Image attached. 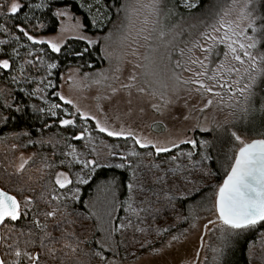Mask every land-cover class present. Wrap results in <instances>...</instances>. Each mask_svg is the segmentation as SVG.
I'll use <instances>...</instances> for the list:
<instances>
[{
  "label": "trees",
  "instance_id": "16d2710c",
  "mask_svg": "<svg viewBox=\"0 0 264 264\" xmlns=\"http://www.w3.org/2000/svg\"><path fill=\"white\" fill-rule=\"evenodd\" d=\"M23 6L18 15L13 16L10 13H4L0 16V24L9 28V32L0 30V40L6 43L0 45L4 48L8 55H0V59L9 58L13 67L10 70H0V116L3 119L0 122V187L10 194L16 195L18 199L23 196L33 197V207L27 217L15 222V231L19 235L20 247L30 252H40V264H101L98 257L90 255L92 249L98 247L95 240L101 234L98 229L97 222L93 218H85L81 213H95L94 205L98 198H102L104 193L98 191L103 187L104 183L115 178L117 184L113 187L115 195L116 208L113 213L114 218L122 219L124 208H121V202L128 200L129 191L127 185L131 182V173L127 168H118L119 159L114 157L113 152L107 141L100 143L101 147L108 146V155L104 157L100 148H93L92 154L97 158L99 167L94 171L92 179L81 187V194L74 207L64 199L61 188L54 183L53 175L58 170L70 171L71 164L67 160V155L56 149L57 141L42 138L39 141H47L28 145L25 150L35 149L37 158L28 163L22 172H17L13 167V157L16 155L17 149L11 148V142H16L17 134H25L26 136L38 137L39 135L58 132L61 136L62 145L68 150V139L73 137L80 129L63 127L54 124L57 117H52L46 111L52 103H62L56 96L52 95L53 91H57L62 74L71 67H77L82 72H89L100 69L105 64L103 52L100 45H89L84 40H69L63 47L61 52L53 53L46 45L34 44L26 38H20L17 44L15 37L19 36V31L13 27L15 23L22 22L26 29L32 35H47L57 31L59 22L54 13L57 8L69 7L71 12L82 18L85 31L88 34L103 33L107 31L108 24L105 27H98L92 24L93 20L99 25L105 21L106 16H110L113 9H110L108 0H18ZM260 6L261 15H264V0H257ZM177 0L172 5L180 15L194 16L203 12L210 0H199V5L195 10H185L180 8ZM35 5H46L43 7H35ZM83 5V7H82ZM3 11V10H0ZM16 48L20 53V57L13 56L10 51ZM27 48H33L34 52L41 57V60L34 61L33 57L27 55ZM44 48V52L40 49ZM36 49V50H35ZM85 49H88L85 52ZM83 52V56H77L76 53ZM28 58V59H24ZM24 60H31V65L25 64ZM24 64L23 73L15 69L16 65ZM56 62L58 67L48 69L49 63ZM15 77V81L12 79ZM52 81L55 88L47 90L44 83ZM43 89V99L41 94L32 95L37 87ZM264 98V79L261 80L259 86V97L257 107ZM7 104L8 107H4ZM19 109V110H18ZM45 109V111H42ZM259 118L238 126L239 130L247 132L257 138L264 139V112H261ZM61 116V115H60ZM63 117V116H61ZM48 122L53 124L51 128H44L43 125ZM90 130L100 132L92 127L94 122L89 121ZM77 125H81V121L77 120ZM74 129V130H72ZM79 129V130H77ZM50 135V134H49ZM202 140H209V144L204 147L201 145L198 152L202 151L201 158L205 155L211 156L210 160L197 159L192 154L181 167L179 171H173L172 177L174 182L168 193H161L151 197V200L145 206L140 205L138 208L150 209L148 212H141L139 217L132 215L130 212L125 218L131 219L133 227L128 228L123 233V243L120 245V251L125 257L135 258L140 253L150 248H141L140 243L150 241V247H156L166 236V232L157 235L156 229L178 230L184 226L189 211V207L193 202L202 198L204 193L213 188L214 183L223 181L226 177L227 169L231 164L233 137L228 133L224 135L202 134ZM138 152L143 150L136 147ZM143 154L142 161L146 165L144 174L147 179L152 181L154 178V165L158 155L152 152ZM188 153V152H186ZM185 153V154H186ZM102 156V157H101ZM65 160V164L61 165L59 161ZM200 163L197 164L196 162ZM45 165H51L46 167ZM211 172L212 175L207 178L204 173ZM23 191H20V190ZM41 192L44 197L41 198ZM59 196V199H53L52 194ZM169 197H172L169 200ZM49 201L45 203V201ZM93 204V205H92ZM92 210V212H91ZM159 210V211H156ZM47 211H55L53 217L45 218L40 215L42 223L47 224L44 230L50 233V237L45 239L46 248H41L40 238L41 231L32 224V212L43 213ZM155 216V219L152 217ZM179 217V219H178ZM142 221V222H141ZM102 228L107 227L101 220ZM6 225L5 227H11ZM137 227L145 228L146 231L141 233L136 230ZM31 229V233H29ZM23 230V234L20 232ZM4 234V228L1 230ZM120 237H117L119 239ZM35 241V244H25L24 241ZM52 240V243H49ZM138 241V242H137ZM8 243H12L11 240ZM66 244L72 245L73 248L65 247ZM56 248L55 255L58 259H52L47 254V248ZM1 248V255L4 253ZM134 253V255H133ZM264 223L241 233V235L230 239L229 245L225 251V257L221 264H264ZM26 264V262H25Z\"/></svg>",
  "mask_w": 264,
  "mask_h": 264
},
{
  "label": "rangeland",
  "instance_id": "374dc122",
  "mask_svg": "<svg viewBox=\"0 0 264 264\" xmlns=\"http://www.w3.org/2000/svg\"><path fill=\"white\" fill-rule=\"evenodd\" d=\"M16 2L19 3L18 0H16ZM129 2L139 10V15L133 19V24L135 25L134 29H132L133 36H135L137 30L143 27L146 28L147 32L152 33L154 37L153 40L144 41L141 38L138 43L131 44V47H128L131 40L121 45L116 41V32L111 24H108L107 31L103 33L88 34L85 31L82 18L71 12L69 7L66 8L71 15V19L64 16L57 18L59 22L57 31L53 34L39 35L38 37H43L45 39L55 38L57 42H61V47H63L69 40H82L80 39L81 36L97 39L98 37H103L110 29L113 30V41H101V45L106 47L107 51L111 53L110 58H104V66L89 72H82L77 67L67 69L61 76L57 91L71 98L75 106L79 107L82 111L97 116V118L101 120V123H106L109 127L117 129L121 126L125 129H132L135 133L170 148L168 153L158 154L153 167L154 178L152 181L148 180L144 174L146 165L142 161L143 154L149 153V149L139 152V156L129 157L131 169L128 167L125 168L131 173L130 183H132L134 187L127 197L131 195L132 206L138 208L140 205L145 206L148 204L151 197L170 191L171 185L174 182L172 173L173 171H179L184 163H186L188 160L186 152H192V154L196 155L197 159L201 158L203 150L200 152L197 150L195 151V147L187 143H180L181 141L193 138L202 140V134L205 133L224 135L228 132L230 135L233 132L240 135L245 143H250L254 139L261 138H257L249 133L247 134V132L244 133L243 130L241 131L238 129V126L244 125L261 116L262 113L256 109L258 108L259 86L264 77H259L253 85L254 96L252 97V106L245 104L244 95L239 92H229L227 89H220L218 90L220 96H217L215 93L211 94L208 98L213 100V104L209 106V108L201 111L203 102L202 97L195 91L199 85L177 84L172 77V65L166 60L163 62L160 61L159 54L165 50L163 41L171 40L172 44L178 47H185L186 45L190 47L191 42L197 40L200 37V33L204 32L209 24L215 23L220 16H223L224 20L233 27L238 25L240 29L246 30L247 21L243 18V13L241 11L244 7L245 0H235V3L234 0H210L206 9L194 16H186V14L180 15V13L176 12L173 8L177 7L172 5L175 0H170V3L168 0H161L162 11L159 17H156L154 14H149V10L142 7L143 4L148 3V0H129ZM177 2L180 8L185 10H195L196 8H185L184 0H177ZM259 2L260 1L254 0L250 8V10H255L257 16L261 15ZM63 8L65 7H61V9ZM168 9H171L172 15L166 17L165 11ZM225 12L228 14L224 15ZM146 17L149 21L147 25L144 24ZM121 18L123 19V13L121 14ZM157 19L159 23L154 25L153 21ZM77 20L83 24V27L73 29L71 26L75 25ZM62 23L68 26L66 31H61ZM125 23H127V21H125ZM117 24H119V21H117ZM154 27L157 29L163 27L167 35L160 38L158 31H153ZM225 31L226 29L221 28L219 35L223 36ZM251 34L252 33L249 31V35ZM173 37H175V39H173ZM83 40L87 42L86 39ZM149 44L153 46L159 45V48H156L154 51L153 48L148 47ZM219 47L222 50L225 48L224 45H219ZM258 47L260 51H264V46ZM27 50L31 53L29 56L33 57L32 60L38 61L36 59L38 55L34 52L33 48H27ZM133 50L136 51L137 55L131 54ZM194 51L195 55H200L199 49ZM188 55H191V53L186 52V56ZM103 56L105 57V52H103ZM145 57H149V60L152 61L151 69L159 74L160 83H155L151 77L146 75L145 68H137L136 71L139 73L137 76V85L144 87L146 91L140 93L133 88L131 90V96H129L128 90L121 88L120 85L128 83L127 77L134 63L141 65H147L149 63L148 60L144 59ZM173 58L179 59L180 57L174 54ZM21 63L20 61L19 64L21 65ZM235 63L236 62L229 57L228 65ZM20 65H16L15 69L19 70ZM213 66L214 65H210V67ZM237 66L241 67V69L247 67V65ZM192 67L194 69L193 72H181L184 79L194 77V72L199 66L193 65ZM101 72H103V75H100ZM69 75L73 76L72 80L68 79ZM209 75H211V72H209ZM238 78L239 77L233 75V80ZM97 81L99 82L97 83ZM228 82L232 83V80ZM206 83H212V81L206 79ZM247 83V78H243L240 79L238 85L234 84L233 87H244ZM164 85H167V87H164ZM112 88H116L117 91L113 93L111 91ZM52 89L53 88H47V90ZM153 89L159 94L153 95ZM161 94L164 96L163 100L161 99ZM221 96L224 101L223 104L219 103ZM169 100L173 103H166V101ZM185 100H187L186 105L184 103ZM129 101H131V103H129ZM63 103L64 102L61 104ZM152 104L159 105L160 111L153 108ZM56 111L59 115H64L61 110L56 109ZM1 120L2 119H0V122ZM197 125H199L200 130L193 131L192 129ZM78 128L82 130L80 127ZM89 131L91 132V139L88 137L77 139L76 135L68 139V145L71 144L75 148L74 154H72L71 148H68L66 151L65 146L62 145L61 136L58 135L59 131L54 132V134L50 132L45 135L41 134L38 137L26 136L22 133L17 134L16 142H11V148H13L12 145H16L13 149L19 148L12 160L13 167L17 171L19 164L22 162L21 153L24 159L28 160V163L37 158L35 149L25 150L28 145L32 146L38 144H29V140L35 142L44 137L50 141L55 139L57 141L56 149H60L65 154H68L67 160L71 164V170H58L54 173L53 178L55 180L56 173L60 171L69 173V177L72 179L73 183L61 189V193L69 205L74 207L78 199L73 198V191L78 187L80 192L77 195L80 197L81 187L85 185L77 183V175L87 179L89 182L94 175V171L98 168L95 167L94 171L92 170V165L85 168L80 161H97V158L92 154L93 148H100V152H102L103 156L107 157V150L110 145L109 147L113 149L112 151L117 153L114 157L119 159V163H126L119 153H127L130 148L134 147L131 140L125 142V138L108 137L106 133L94 132L90 130V125ZM105 140L108 146L106 145L102 148L100 143ZM204 140L207 139L205 138ZM233 140V145L231 147L233 158L231 159V163L234 162V156L238 152L239 147L242 146L241 142L236 141L234 137ZM172 142L177 143L179 145L178 148H171ZM202 146L204 147L205 145ZM173 156L176 157L175 160L171 159ZM229 170L230 167H228L227 171ZM19 172H22V170ZM133 173H135V175H133ZM89 177L91 178L89 179ZM156 177H161V179L156 181ZM222 182L223 181L214 183L213 188L206 191L201 199L193 202L187 213L188 219L182 228L166 232L167 234L164 239L155 247L157 249H162V251L151 252L150 249H148L135 258H128L124 256L119 247L117 250L118 255L115 259L119 261V264H221L225 257V251L229 245L230 239L252 229H245L233 235H227V233L222 234L220 229L221 222L216 220L214 215L215 210L212 208L215 200V192L218 185ZM128 212V208L125 207L122 219H125ZM93 218L97 222L98 229H101L102 224L99 223L97 217L93 216ZM208 220H213L214 224H207ZM206 224L207 228H205ZM256 226H258V224ZM102 235L103 233L101 232L98 239H100ZM171 235H176L179 239L172 242ZM222 236L224 238H222ZM169 244H171L170 247L168 246ZM214 249H221L223 251V256L219 260L214 259V257L218 255L217 252L213 251ZM104 251L106 256L113 258L108 248H105Z\"/></svg>",
  "mask_w": 264,
  "mask_h": 264
},
{
  "label": "snow or ice",
  "instance_id": "6c2138e0",
  "mask_svg": "<svg viewBox=\"0 0 264 264\" xmlns=\"http://www.w3.org/2000/svg\"><path fill=\"white\" fill-rule=\"evenodd\" d=\"M170 3V0H168ZM235 3V0H234ZM254 0H245L244 7L241 9L243 13V18L247 21V29H240L239 26L233 27L224 20L223 16L217 18L215 23L209 24L204 32L200 33V37L197 40L191 42V46L188 47H178L172 44L171 40L163 41L165 50L159 54L160 61H167L172 65V77L174 78L177 84H194L199 85L195 89L202 97V107L201 111L209 108L213 104V100L208 98L211 94L215 93L217 96H220V89H227L229 92H239L244 95V101L246 105L252 106V97L254 96L253 85L256 83L259 77H264V51H260L258 46H264V15L257 16L255 10H250L253 5ZM199 5V0H184V7L187 9L195 8ZM46 5H35V7H43ZM110 9H114L110 16L105 17V21H102L97 25V21L93 20L92 24L98 27H105L107 24L113 25V28L116 32V41L121 45H124L126 42L131 40V43L128 44V47H131V44L138 43L139 39L144 41H151L154 39L151 32H147L146 28H140L135 32L133 36L132 29L135 25L133 24L134 17L139 15V10L137 7L133 6L129 0H108V5ZM22 5L16 0H0V16H3L4 13L13 14V16L18 15L19 11L22 9ZM83 7V5H82ZM143 8L149 10V14H154L156 17L160 16L162 11L161 0H148V3L142 5ZM123 13V19L121 14ZM228 13L225 12L224 15ZM56 18L61 16L68 17L71 19V15L67 8H57L54 13ZM171 9L165 11V16H171ZM119 21V24H117ZM127 21V23H125ZM147 17L144 20V24L148 23ZM159 20L153 21V24H158ZM16 28L20 35L16 36V42L19 44L21 36L26 38L28 41L33 42L34 44L46 45L51 49L53 53L61 52V42H57L55 38H43L38 37L37 35H32L26 29L22 22L15 23L13 25ZM67 25L61 24V31L67 30ZM73 29L83 27V24L77 20L75 25L71 26ZM226 29L223 36L219 35L220 29ZM0 30L3 32H9V28L3 24H0ZM153 31H158L159 37H165L167 35L166 30L163 27L157 29L153 28ZM249 31L252 33L249 35ZM215 34V35H214ZM114 32L110 29L103 37H98L97 39H92L88 37L81 36L80 39H86L89 45H100V50L105 52L104 58H110L111 53L107 51V48L101 45V41H113ZM175 39V37H173ZM5 41L0 40V45L5 44ZM219 45H224L225 48L222 50ZM148 47L153 48L155 51L156 48H159V45L153 46L149 44ZM196 49H199L200 55H195ZM41 52H44V48L40 49ZM88 49H85L87 52ZM186 52L191 53V55L186 56ZM11 54L13 56H20V53L17 52L16 48L11 49ZM132 55H137L136 51L131 52ZM174 54L179 59H174ZM0 55H8L4 48H0ZM31 55V53H27ZM77 56H83L84 53H76ZM229 57L231 60L235 61V64L228 65ZM37 60H41V57H36ZM145 60H148L147 65L133 64L132 69L127 77L128 83L121 84V88L128 90V95L131 96V90L135 88L137 92L144 93L146 89L137 85V68H145L146 75L152 78V80L159 84V74L151 69L152 61L149 60V57H145ZM25 64L31 65L33 62L31 60L24 61ZM193 65H198V69L194 72V77L184 79L181 75V72L188 71L193 72ZM210 65H214L210 67ZM237 65L243 66L247 65L241 69ZM13 65L10 63L9 58L0 59V70L10 69ZM58 67L56 62L49 63L47 65L48 69H55ZM21 73L24 71V64L19 66ZM78 70V69H77ZM211 72V75H209ZM243 72V75H242ZM103 75V72L100 73ZM233 75L239 77L238 79L233 80ZM247 78L248 83L244 87L234 88L233 85H238L240 79ZM15 81V77L12 78ZM69 80L73 79L72 75L68 76ZM212 81V83H206ZM232 80V83L228 81ZM99 81H97L98 83ZM41 83H44L41 79ZM167 87V85H164ZM44 88H55L52 81H47L44 83ZM111 91L115 93L116 88H112ZM37 93L41 94V99H43V89L37 87V89L32 92V95ZM153 95L159 94L155 89H153ZM52 95L56 96L61 103H52L46 111L52 117H57L56 121L53 123L58 126L77 128L80 127L82 130L76 133L77 139H83L88 137L92 138L91 132L89 131V121H93V128L99 129L100 133H106L108 137H117L125 138V142L128 140L132 141L134 147L130 148L127 153L120 152L119 154L126 161V163H120L117 165L118 168L128 167L131 169V161L129 157L139 156L140 153L136 150L138 146L141 150L151 149L155 154L168 153L170 148L161 144L156 143L155 141L148 139L147 137L141 136L135 133L132 129H125L123 126L120 128L109 127L106 123H101V120L97 116L82 111L79 107L75 106L74 101L71 98L66 97L59 91H53ZM161 99H164V96L161 94ZM179 99V98H178ZM131 103V101H129ZM166 103H173L172 101H166ZM185 105L187 100L184 101ZM220 104H223V98L221 96L219 100ZM4 107H8L7 104ZM152 107L157 111H160V106L157 104H152ZM56 109L61 110L64 114L61 117ZM19 110V109H18ZM142 110V109H141ZM257 111L264 112V98H261V103L256 109ZM45 111V109H42ZM3 119V117H0ZM81 121V125H77V120ZM53 124L46 122L43 127L51 128ZM193 131H199V125L195 126ZM26 134V133H25ZM232 137L236 141L241 142L242 146L239 147L238 152L234 156V162H232L229 167L230 170L227 171L226 177L223 179V182L218 185V188L215 192V200L212 205V208L215 210L214 215L216 220L221 222L220 229L222 234L227 233V235H233L245 229L253 228L259 223H264V139H254L250 143L243 142L240 135H237L235 132L231 133ZM47 141H32L29 140L28 143H45ZM180 143H187L197 149L201 145H207L210 142L207 140H197L187 139L181 141ZM178 144L175 142L171 143V148H178ZM13 148L16 145H12ZM69 148L72 149V154L75 153V148L73 145L69 144ZM95 151V149H93ZM113 156L117 155L116 152L111 153ZM68 155V154H65ZM188 157L192 156V152L187 153ZM30 159V158H29ZM78 159V157H77ZM172 160H175L176 157H171ZM202 160H210L211 156L205 155L201 158ZM21 163L19 164L17 171L24 169L25 165L28 163V160L24 159L23 154L21 153ZM65 160L61 159L59 163L61 165L65 164ZM85 168L89 165H92V170H95V167H99L97 161L95 160H83L80 161ZM197 164L200 162L197 161ZM46 167H51V165H45ZM158 167V166H156ZM135 175V173H133ZM205 178L211 176V172L203 174ZM91 177H89L90 179ZM161 177H156L155 180L159 181ZM77 183L86 184L88 183L87 179L77 175ZM56 185H59L61 189H64L67 185L73 183L72 179L69 177V173L65 171H60L55 175ZM117 184L115 178L104 183L102 189L98 188V191H103L104 195L102 198H98L94 207L96 208L95 213L84 214L81 213V216L85 218H91L96 216L98 220H101L107 227L101 228L100 231L103 235L99 240H95L94 243L98 245L95 249H92L90 255L98 257L101 261V264H119V261L115 259L118 255V248L123 243V233L126 229L133 227V222L131 219H116L113 216L116 208L115 195L113 192V187ZM133 184L129 183L127 189L129 193L133 190ZM20 191H23L22 189ZM80 192V189L77 187L73 191V198L79 199L77 195ZM41 198L44 197V193L41 192ZM53 199H59L60 197L52 194ZM172 197H169L171 200ZM49 201H45L48 203ZM127 207L129 212L136 217H139L141 212H148L150 209L145 208H135L132 206V197L129 195L127 201L121 202V208ZM33 207V197L32 196H23L22 199H18L16 195L10 194L9 191H5L4 188H0V227L4 228V234H0V248L4 249L3 255H0V264H40V252H30L24 250L20 247L19 235L15 231V222L27 217L30 214V209ZM159 211V210H156ZM32 224L40 229L42 235L40 238V247L46 248L45 239L50 237V233L45 232L47 228L46 223H42L40 220V215H43L45 218L53 217L55 211H47L43 213L32 212ZM155 219V216L152 217ZM179 219V217H178ZM185 220L188 218L185 217ZM142 222V221H141ZM207 224H214L213 220H208ZM207 224L205 228H207ZM6 225H12L11 227H5ZM137 231L144 233L145 228H136ZM31 233V229L28 230ZM157 235L162 232H168V229H156ZM20 234H23L21 230ZM117 237H120L117 239ZM222 238H224L222 236ZM179 239L176 235H171V241L175 242ZM11 240L12 243H8ZM138 242V241H137ZM24 243L27 245L29 243L35 244V241L26 240ZM49 243H52V240H49ZM140 247L150 248L151 252H159L162 249H157L155 247H150L151 242H138ZM169 247L171 244L168 245ZM65 247L75 248L66 244ZM105 248L110 250L111 256L109 258L105 255ZM214 252H217L218 255L214 259L219 260L223 256V251L221 249H214ZM57 252L56 248H47V254L51 256L52 259H58L55 255ZM134 255V253H133ZM264 261V257L261 258Z\"/></svg>",
  "mask_w": 264,
  "mask_h": 264
},
{
  "label": "water",
  "instance_id": "95a60500",
  "mask_svg": "<svg viewBox=\"0 0 264 264\" xmlns=\"http://www.w3.org/2000/svg\"><path fill=\"white\" fill-rule=\"evenodd\" d=\"M1 188V187H0ZM2 227H0V234H1ZM0 255H1V248H0Z\"/></svg>",
  "mask_w": 264,
  "mask_h": 264
}]
</instances>
